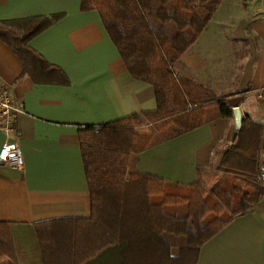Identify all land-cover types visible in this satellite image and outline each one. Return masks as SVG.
<instances>
[{
  "label": "crops",
  "instance_id": "crops-1",
  "mask_svg": "<svg viewBox=\"0 0 264 264\" xmlns=\"http://www.w3.org/2000/svg\"><path fill=\"white\" fill-rule=\"evenodd\" d=\"M42 15L58 17L29 46L67 83L34 80L0 40V84L9 85L23 107L15 121L23 167L0 161V223L19 233L39 221L89 216L80 128L156 109L153 86L130 75L96 10H81L80 0H0V21ZM172 69L225 96L232 115L147 148L137 155L136 169L206 189L231 170L259 180L264 96L256 92L264 87V0H221ZM6 139L0 132V147ZM195 264H264V193L200 246Z\"/></svg>",
  "mask_w": 264,
  "mask_h": 264
},
{
  "label": "trees",
  "instance_id": "trees-1",
  "mask_svg": "<svg viewBox=\"0 0 264 264\" xmlns=\"http://www.w3.org/2000/svg\"><path fill=\"white\" fill-rule=\"evenodd\" d=\"M220 2L80 0L81 10L98 12L130 75L153 86L156 109L80 128L89 216L35 222L27 233L0 223V264H195L208 238L256 205L264 187L255 175L231 170L206 189L155 180L136 169L137 155L147 148L232 115L225 96L172 69ZM57 17L0 21V40L38 82L67 83L29 46Z\"/></svg>",
  "mask_w": 264,
  "mask_h": 264
},
{
  "label": "built area",
  "instance_id": "built-area-1",
  "mask_svg": "<svg viewBox=\"0 0 264 264\" xmlns=\"http://www.w3.org/2000/svg\"><path fill=\"white\" fill-rule=\"evenodd\" d=\"M256 95L263 97L264 87L260 88ZM22 112V105L17 104L12 98L10 86L0 84V132L7 138L0 147V161L17 169H22L23 157L17 142L15 121ZM258 178L264 186V148L260 153Z\"/></svg>",
  "mask_w": 264,
  "mask_h": 264
},
{
  "label": "rangeland",
  "instance_id": "rangeland-1",
  "mask_svg": "<svg viewBox=\"0 0 264 264\" xmlns=\"http://www.w3.org/2000/svg\"><path fill=\"white\" fill-rule=\"evenodd\" d=\"M238 46H240V44H238L236 47H238ZM139 130H146V128H141V129H139ZM206 186V185H205Z\"/></svg>",
  "mask_w": 264,
  "mask_h": 264
}]
</instances>
